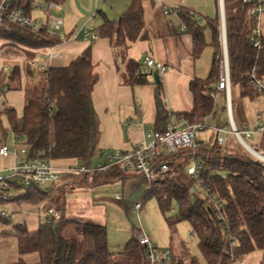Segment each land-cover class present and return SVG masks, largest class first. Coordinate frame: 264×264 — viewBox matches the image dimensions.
Returning a JSON list of instances; mask_svg holds the SVG:
<instances>
[{
	"label": "trees",
	"instance_id": "16d2710c",
	"mask_svg": "<svg viewBox=\"0 0 264 264\" xmlns=\"http://www.w3.org/2000/svg\"><path fill=\"white\" fill-rule=\"evenodd\" d=\"M36 1L60 6L66 0H14L9 4V11L21 8L30 16ZM143 3L144 0H132L118 22L104 17L103 24L92 32L91 44L79 57L66 66H50L48 70L42 71V78L38 81L35 80L36 72L28 64L25 67L29 82L24 114L18 118L11 109L0 113V144L8 137L1 123V117L6 116L15 140L20 147H28L30 153L45 151L54 162L73 160L79 161L80 166H92L99 153L100 138L99 121L92 98L98 83L92 62V48L97 40L108 39L115 49L128 52L130 45L146 38V10ZM148 3L153 7L155 0H148ZM224 9L231 85L232 88L242 89L241 99L251 97L247 91L250 87L246 74L255 70L258 77L264 79V34L262 47H252L249 42L250 23L242 0H224ZM190 13L180 7L179 17L193 42L192 58L198 60L208 46L204 34L206 28L212 32L210 45L214 48V54L206 80L194 79L190 83L192 110L180 113L179 117L183 116L190 122L194 121V117H197V121L208 116L217 119L218 102L210 97V92L219 74L220 20L219 17L212 20L202 17L205 25H201ZM0 40L31 50L53 48L61 44L58 37L50 36L45 31L33 32L7 21L0 27ZM151 76L153 81H150ZM159 76L155 78L152 72L145 73L141 61L130 60L127 64L126 77L131 85L154 86V131L163 132L173 116L167 111ZM19 81L20 71L16 68L7 84V91L20 89V86L12 85V82ZM257 142V147L264 151V135ZM194 154L202 164L198 180L191 179L185 173V167ZM183 162L185 165H181L178 176L167 177L151 185L147 194L148 199L157 201L171 230L187 222L192 228V236L198 241L202 261L192 255L184 244L175 253L171 238V245L167 249L173 254L172 264H237L255 251L263 253L264 262V164L232 144L220 146L215 137L202 139L195 151L185 150L178 155L157 159V164L175 165ZM69 177L74 184L90 183L93 187L125 183L132 178L118 167L105 173ZM52 186L54 184L50 188ZM50 188L18 190L17 195L10 200L0 197V206L43 203L49 198ZM211 199L218 205L217 211L213 210ZM175 209L176 215L170 217L169 214ZM0 225V237L14 240L17 246L19 257L9 264H142L146 257L145 250L134 237L121 251L112 252L106 227L71 223L64 212L46 219L34 233L29 232L25 225L14 224L2 213ZM70 227H74V235L66 237ZM28 256H36V262L27 263Z\"/></svg>",
	"mask_w": 264,
	"mask_h": 264
},
{
	"label": "crops",
	"instance_id": "0c3cea01",
	"mask_svg": "<svg viewBox=\"0 0 264 264\" xmlns=\"http://www.w3.org/2000/svg\"><path fill=\"white\" fill-rule=\"evenodd\" d=\"M156 1L155 5L151 7L144 0L147 37L130 45L128 52L115 49L108 39L97 40L93 45L92 62L94 73L98 76V83L92 98L100 131L99 153L94 159L96 164H98L100 155L103 153L127 152L137 148L145 139L147 131L155 129L154 86L151 84L133 86L128 82L126 73L127 64L130 60L142 62L145 56H150L165 68H169V71L172 70V74L169 76L177 82H181L184 74L189 72L191 75L185 83L186 85L188 83V90L185 95L176 91L177 103L174 105L177 106V110L171 112L166 99L164 101L167 104V111L175 113L171 118L173 121L183 117H179L180 113L192 110L193 100L189 87L191 81L194 80L196 65L188 66L187 64L195 63L192 58L193 42L190 35L187 34V27L186 30H182L184 23L179 15L164 16L162 9L156 5ZM161 1L165 6H178L200 16L198 19L193 18L199 23L202 17L210 20L217 17L220 19L221 6L220 1L217 0ZM131 3L132 0H106L99 3L102 5L98 6V4L96 7L95 0H66L60 5L61 11L54 13V15L63 20V31L68 42L57 49L64 58L54 60L50 66H59L57 64H61L65 60L67 64L61 66H66L74 61L91 44L92 32L103 24L102 19L107 17L111 21L118 22ZM95 13L97 18H94ZM83 26H88L90 33L86 39L74 40V33ZM153 28H157V31L153 32ZM44 50L26 49L0 40V113L3 110L11 109L16 112L18 118H22L26 106V87L29 82L25 67L29 64L31 70L36 72L35 80L41 79L42 71L37 69L35 63L42 59ZM118 51H122L123 56L120 58L117 54ZM16 68H19L20 71V81L19 83L12 82V85H18L21 88L7 91V84L10 83ZM167 72L168 69L163 75L159 74V77H164ZM150 81H153L152 76ZM210 117L212 118V116ZM1 123L8 132V137L4 143L0 144V148L2 146L14 147L16 144L15 136L11 132L8 118L2 116ZM17 146L20 147V144ZM15 162L14 157L6 159L0 157V171L10 168ZM72 163L74 164L72 165ZM79 163V161L73 160L54 162L55 167L59 170L78 167L80 166ZM93 166L95 165L93 164ZM127 175H131L132 178L125 183L117 182L98 187H93L90 183L77 185L72 182V178L65 176L51 188L48 186L50 194L47 201L40 204H8L5 209L7 211L4 213L14 224L25 225L31 233L37 232L41 223L46 219L62 212L71 223L104 226L108 230V244L110 245L115 240L118 241L117 251H112L109 246L112 252L117 253L126 246L132 237L135 238V232L138 229L133 225L129 227L127 220L132 217L129 214L135 215L137 213L135 206L142 203L140 198L147 188L146 182L137 173ZM48 187L44 189L47 190ZM135 197L137 200L134 203L131 200ZM112 227L115 230L125 232L121 240L119 235L109 233V229ZM1 231L2 228H0V233ZM149 238L153 243V238ZM11 240L0 237V264L15 262L19 257L16 242L8 243ZM178 251V247H174V252L177 253ZM32 257H34L33 262H36L37 257ZM237 264H264L263 253L255 251L243 262Z\"/></svg>",
	"mask_w": 264,
	"mask_h": 264
},
{
	"label": "built area",
	"instance_id": "2783aa9c",
	"mask_svg": "<svg viewBox=\"0 0 264 264\" xmlns=\"http://www.w3.org/2000/svg\"><path fill=\"white\" fill-rule=\"evenodd\" d=\"M14 0H2L0 4V27L4 26L7 21L10 24L24 26L33 32L45 31L48 35L58 37L61 44L44 50L41 60L36 61L37 69L46 71L54 60L64 58L63 54L57 49L59 46L68 42L63 31L64 22L57 18L54 13L60 12V6L55 3H45L36 1L32 14L29 16L25 10L17 8L9 11V4ZM106 0H95V6ZM243 9L248 14L250 23L249 42L252 47L260 49L262 47V38L264 30V0H242ZM156 5L162 9L163 15L166 17L179 15L180 7L165 6L161 0L156 1ZM221 12V11H220ZM38 13V14H36ZM190 15L198 19L199 16L190 13ZM94 18H97L95 13ZM182 30H186L183 24ZM90 33L88 26L79 28L74 33V40L85 38ZM219 74L214 88L210 92V97L218 102L219 96H223L224 108L226 111L229 127H222L221 120L216 119L211 125H208L210 116L205 117L201 121L190 122L185 118H179L176 121L172 119L168 122L163 132L149 130L146 133L143 142L135 149L127 152H106L101 154L97 166H79L69 167L59 170L55 167L54 160L45 151H37L30 153L28 147L17 146L15 140L14 147L2 146L0 148V157H14L16 162L10 168L0 171V197L3 200L14 198L18 190L29 189L32 187L46 188L50 185L57 184L62 177L94 175L96 173H105L113 167H118L124 173H137L148 182V187L158 183L167 177H176L181 172V165L185 163L157 164V159L161 156L170 157L178 155L185 150L195 151L200 147L202 136L215 137L220 146H227L229 143L228 136H233L241 147L256 161L264 164V154L259 153L258 140L264 135V117L262 114L257 115V123L252 128L239 129L235 124L232 115V85L230 76V61L227 46L226 19H222L220 15L219 26ZM144 72H157L163 75L167 68L161 63L155 61L150 56H145L142 60ZM248 85L257 94L264 97V79L258 77L255 70L246 74ZM253 142V145L248 142ZM264 152V151H263ZM202 164L199 158L194 154L190 163L185 167V173L191 178L198 180ZM200 185H198V188ZM207 194V192H206ZM211 205L214 211L219 209L214 199H211ZM143 203L135 206V211L139 213ZM3 216H6L2 212ZM135 238L138 244L145 250V260L142 264H172V252L170 249H159L153 245L148 235L143 230L135 232Z\"/></svg>",
	"mask_w": 264,
	"mask_h": 264
},
{
	"label": "rangeland",
	"instance_id": "374dc122",
	"mask_svg": "<svg viewBox=\"0 0 264 264\" xmlns=\"http://www.w3.org/2000/svg\"><path fill=\"white\" fill-rule=\"evenodd\" d=\"M146 1L148 2V0ZM100 5L102 4H99L98 6ZM224 13H225V9H224ZM200 24L205 25V20L201 18ZM263 24H264V20H263ZM219 26H220V21H219ZM155 31H157V28H153V32ZM204 34H205V38H206V42L208 46L203 50L200 58L196 60L195 63L192 62V63L187 64L188 66H193L194 64L196 65V73H195V76L193 77L194 79H200V80H206V78L208 77L211 71L212 57L214 54V48L210 45L212 43L211 30L209 28H206ZM218 44H219V37H218ZM219 48H220V44H219ZM220 51H219V54H220ZM117 54L119 58L123 56L122 51H118ZM65 64H67L66 60L63 63L57 64V65L61 66ZM167 69H168V72L165 75L166 77L161 76L160 80L162 81L164 100L166 99V102L169 105L170 111L175 112L177 110V106L174 105L177 103V99L175 97L176 91L182 92L185 95V92L188 90V83L187 85L185 83L187 79L189 78V75L191 74L189 72L185 73L182 81L177 82L176 80H174V78L169 76L172 74L171 73L172 70L169 71V68ZM178 85H180L179 88H178ZM241 91L242 89L240 87L232 88V115H233V118H234V121L237 127L243 130L245 128H252L257 123L258 114H262L264 117V97L257 94L252 88H248L247 91L249 92L251 97H246V98L241 99V96H240ZM216 111L218 114V118L221 120L222 127L228 128L229 121L227 119L226 111L224 110L223 96H219ZM170 114L175 115V113H170ZM214 120L216 119L211 118L207 124L211 125L214 122ZM202 138L206 139L207 135H203ZM228 139H229L230 145L232 144L236 146V148H240L241 151L244 152V154L249 155L241 147V145H239V143L236 141V139L233 136H228ZM248 143L249 144L251 143L253 145V142L249 141ZM259 153L264 154L262 149L259 150ZM73 164L74 163H72V165ZM93 164L95 166L98 165L96 164V162H94ZM56 165L58 166V163H56ZM146 186L147 188L144 186L146 190H144L142 198H140V200H142V203H143V209L139 213H135V215L129 214V216L130 215L132 216V217H129V219L127 220L129 223L128 224L129 227L133 225L137 227L138 230H143L149 237L153 238L154 240L153 243L159 249L169 248L170 243H171V238H172L173 240L172 244L174 247L177 248L181 246V244H184L189 249L192 255H194L195 257H197L199 260L202 261V257L200 255L199 248H198V241L195 237L192 236V228L190 224L187 222H183V223L178 224L174 229L171 230L168 224L166 223L163 215L160 212L157 201L154 198H150V199L147 198L148 185L146 184ZM200 196L204 197L203 194H200ZM136 200L137 198L135 197L131 201L135 203ZM5 209H6V205L0 206V213L7 211ZM176 213H177V210L175 209V211L169 214V216L173 217L176 215ZM0 228H2L1 225H0ZM73 228L70 227L66 231V237H72L74 235ZM109 233L111 235H116V236L119 235L120 240L125 234L124 231L115 230V228L113 227L109 229ZM11 242L15 243L14 240L9 241L8 243H11ZM109 246L112 251L114 250L117 251L118 241L116 242L115 240V242H111ZM33 258L34 257L32 256H28L26 258V262L33 263Z\"/></svg>",
	"mask_w": 264,
	"mask_h": 264
},
{
	"label": "water",
	"instance_id": "95a60500",
	"mask_svg": "<svg viewBox=\"0 0 264 264\" xmlns=\"http://www.w3.org/2000/svg\"><path fill=\"white\" fill-rule=\"evenodd\" d=\"M221 12H222V19L225 20V13H224V0H220ZM158 73H154V77L157 78Z\"/></svg>",
	"mask_w": 264,
	"mask_h": 264
}]
</instances>
